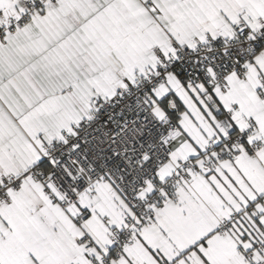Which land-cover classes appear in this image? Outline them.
Returning a JSON list of instances; mask_svg holds the SVG:
<instances>
[{"label": "crops", "instance_id": "crops-1", "mask_svg": "<svg viewBox=\"0 0 264 264\" xmlns=\"http://www.w3.org/2000/svg\"><path fill=\"white\" fill-rule=\"evenodd\" d=\"M26 1L0 0V21L31 12L15 32L0 35V183L20 181L8 188L10 202H0V264H248L250 250L254 263L264 264V245L254 248L264 242V148L257 156L250 152L264 143V48L248 63L246 80L233 71L225 91L206 81L182 82L189 93L177 89L157 98L159 116L167 115L160 101L168 94L171 105L180 104L183 136L141 191L144 198L184 162L203 166L210 139L222 145L231 131L247 135L234 158L192 173L149 221L135 217L109 180L64 207L48 165L39 167L42 179L30 173L47 139L65 138L47 130L57 103L77 108V128L98 100L156 70L157 51L170 54L172 40L193 47L232 38L237 22L257 32L264 0H45L33 9ZM167 83L173 86V77ZM83 212L88 215L80 220ZM129 219L135 240L119 255L113 239ZM224 220L232 222L226 235L219 231Z\"/></svg>", "mask_w": 264, "mask_h": 264}, {"label": "built area", "instance_id": "built-area-1", "mask_svg": "<svg viewBox=\"0 0 264 264\" xmlns=\"http://www.w3.org/2000/svg\"><path fill=\"white\" fill-rule=\"evenodd\" d=\"M43 1L28 0L25 5L33 9ZM30 16L31 12H28L2 18L0 35L6 30L15 32ZM234 30L232 38L218 36L205 43L194 41L193 47L182 46L172 40L170 54L157 51L160 64L156 70L146 72L135 84L126 81L113 96L98 100L94 104L93 115L63 140L45 143L43 160L49 165L50 180L61 193L64 207L78 203L85 189L106 179L115 185L135 217L149 221L154 208L173 198L175 188L192 173H198L203 168L215 169L216 160L235 157L236 149L245 141L247 132L231 131L222 145L210 139L202 154L203 166L186 161L150 196H141V191L168 160L183 136L168 115L158 117L154 114L150 104L152 91L168 82L170 72L188 86L206 81L210 87L217 86L223 91L227 89L226 79L233 71H237L240 82H244L248 63L259 49L264 48V22H261L257 32L244 22L235 23ZM209 69H214L215 77L208 74ZM228 113L230 115L231 111ZM263 148V141L254 143L250 146L251 155L257 156ZM30 173L35 180L46 177L39 167L31 169ZM19 185L16 177H8L1 182L0 202L8 204V188L17 189ZM87 215L86 212L81 213L80 220ZM237 217L234 215V219ZM231 220L222 221L220 233L226 235L232 230ZM134 223L133 219H129L125 230L114 236L117 254H121L125 245L134 242L133 232L137 229L133 228ZM88 245L90 247L92 243ZM263 245L261 241L254 242V248L262 250ZM245 257L248 264H256L253 250L246 251Z\"/></svg>", "mask_w": 264, "mask_h": 264}, {"label": "rangeland", "instance_id": "rangeland-1", "mask_svg": "<svg viewBox=\"0 0 264 264\" xmlns=\"http://www.w3.org/2000/svg\"><path fill=\"white\" fill-rule=\"evenodd\" d=\"M170 77H173V86L171 83L170 84L165 83L163 84L165 86L161 85L157 89L153 90L150 96V102L153 104L152 106L153 112L158 117H161L159 116L161 107L157 103V98L166 95L171 90L183 89V93L188 92L187 87L179 80L178 76L175 73L170 72L169 78ZM203 103L206 102L203 101ZM57 104H58L57 109L53 113V116H51L53 121L49 123L50 127H47V130L50 131L52 129L54 133L66 137V135L69 134L68 131H70L71 133L75 131L76 127L74 126L76 125L77 117L79 116L80 112L77 110L75 106L72 105L67 106V104H64L62 102ZM92 115H93V111H89V113H87L88 118L91 117ZM51 139H54V137L48 138L47 140L49 141Z\"/></svg>", "mask_w": 264, "mask_h": 264}, {"label": "trees", "instance_id": "trees-1", "mask_svg": "<svg viewBox=\"0 0 264 264\" xmlns=\"http://www.w3.org/2000/svg\"><path fill=\"white\" fill-rule=\"evenodd\" d=\"M172 94H168L166 97H164L160 103L162 105V107L165 109V111L167 112V115L170 117V119L172 120V122H174V124L177 126V120L180 116L179 112L181 111V107L180 104L178 103V105H171V100L174 99V97H171ZM173 98V99H172ZM47 165V163L42 159L41 162L36 165L35 167H41V166H45ZM49 167V165L47 166ZM262 238L264 239V235L262 233ZM262 243H264L263 241H261Z\"/></svg>", "mask_w": 264, "mask_h": 264}]
</instances>
